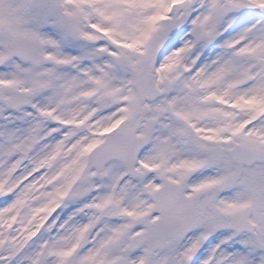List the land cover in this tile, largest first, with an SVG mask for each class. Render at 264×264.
Here are the masks:
<instances>
[{
    "label": "snow or ice",
    "instance_id": "6c2138e0",
    "mask_svg": "<svg viewBox=\"0 0 264 264\" xmlns=\"http://www.w3.org/2000/svg\"><path fill=\"white\" fill-rule=\"evenodd\" d=\"M0 264H264V0H0Z\"/></svg>",
    "mask_w": 264,
    "mask_h": 264
}]
</instances>
